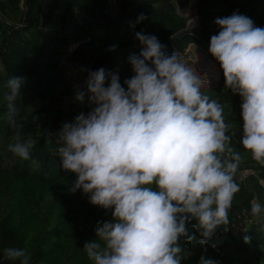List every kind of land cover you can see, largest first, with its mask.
Instances as JSON below:
<instances>
[{"label": "clouds", "instance_id": "1", "mask_svg": "<svg viewBox=\"0 0 264 264\" xmlns=\"http://www.w3.org/2000/svg\"><path fill=\"white\" fill-rule=\"evenodd\" d=\"M144 19L141 14L137 23ZM215 23L220 31L208 50L225 87L242 98L239 143L264 166V28L239 13ZM135 38L142 47L128 57L134 75L127 89L105 68L89 71L76 99L83 102L87 94L95 107L65 123L51 151L62 170L77 176L70 192L82 190L94 206L113 210L112 221L97 222L96 238L83 246L93 264H181L190 253L180 241L194 239L188 222L196 221L202 247L221 226L227 232L242 154L232 145L223 105L201 91L200 74L179 55H168L155 35L136 32ZM25 82L7 81L13 129L22 126L17 101ZM34 144L17 138L8 150L29 160ZM250 215L264 217L259 200L251 202ZM0 260L31 264V254L6 247ZM199 264L218 262L201 255Z\"/></svg>", "mask_w": 264, "mask_h": 264}, {"label": "trees", "instance_id": "2", "mask_svg": "<svg viewBox=\"0 0 264 264\" xmlns=\"http://www.w3.org/2000/svg\"><path fill=\"white\" fill-rule=\"evenodd\" d=\"M185 2L0 0V258L4 248L19 247L27 248L31 264H93L83 246L96 238L97 222L112 221L113 210L94 206L82 190L70 192L77 176L62 170L52 154L63 125L95 107L87 94L83 102L76 99L83 88L65 79L61 57L71 52L83 66L84 80L89 71L105 68L117 74L127 89L125 81L134 75L128 57L139 55L142 46L135 33L143 32L155 35L168 55L182 53L189 58L202 51L203 61L214 64L216 80L201 91L223 105L232 145L242 154L236 175L240 191L229 211L227 232L221 226L202 247L196 221L188 222L194 239L180 241L190 253L181 264H199L201 255L218 264H264V217L250 215L252 201L264 206V166L239 143L243 101L225 87L221 66L208 50L211 36L220 31L218 18L239 13L264 28V0H198V30L190 29L189 18L179 12ZM141 14L145 19L137 23ZM12 76L26 78L21 102L17 101L22 126L16 129L7 122L4 99ZM17 138L35 141L29 160L8 150ZM244 236L251 238L250 243H244ZM0 264L13 262L0 260Z\"/></svg>", "mask_w": 264, "mask_h": 264}, {"label": "rangeland", "instance_id": "3", "mask_svg": "<svg viewBox=\"0 0 264 264\" xmlns=\"http://www.w3.org/2000/svg\"><path fill=\"white\" fill-rule=\"evenodd\" d=\"M182 7H180L179 12L182 16L189 18V28L192 30H197L199 27V16L196 14V6L198 0H186ZM181 60L186 61L187 64L193 68L194 72L200 74L201 80L203 81L202 88L206 86H211L216 80V69L213 63L206 64L203 61L202 51H197L195 56L186 57L184 54H179ZM85 80L80 78V81L76 85V88H83Z\"/></svg>", "mask_w": 264, "mask_h": 264}, {"label": "built area", "instance_id": "4", "mask_svg": "<svg viewBox=\"0 0 264 264\" xmlns=\"http://www.w3.org/2000/svg\"><path fill=\"white\" fill-rule=\"evenodd\" d=\"M61 65L65 79L73 86H76L83 74L82 64L72 59L71 52H65L61 57Z\"/></svg>", "mask_w": 264, "mask_h": 264}, {"label": "water", "instance_id": "5", "mask_svg": "<svg viewBox=\"0 0 264 264\" xmlns=\"http://www.w3.org/2000/svg\"><path fill=\"white\" fill-rule=\"evenodd\" d=\"M241 129L243 130V121H242V123H241Z\"/></svg>", "mask_w": 264, "mask_h": 264}]
</instances>
